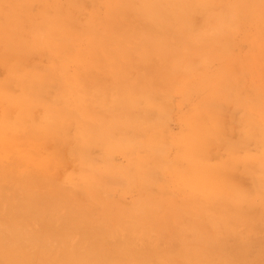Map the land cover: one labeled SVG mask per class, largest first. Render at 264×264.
Masks as SVG:
<instances>
[{
	"label": "bare ground",
	"instance_id": "6f19581e",
	"mask_svg": "<svg viewBox=\"0 0 264 264\" xmlns=\"http://www.w3.org/2000/svg\"><path fill=\"white\" fill-rule=\"evenodd\" d=\"M65 1L66 8L63 9L58 7L60 0H0V44L3 45L5 52L19 54L46 48L50 58L46 73L40 75L30 70L17 80L22 96L13 101H17L26 109L30 104L28 98L41 99L47 81H58L61 86L56 97L47 107L43 126L33 125L28 130L22 123H0V128L4 130L1 132L7 131L17 140L15 135L23 129L28 140L31 135L43 139L45 136L57 134L65 124L71 123L75 127L77 143L83 146L79 151L81 156L86 155V147L99 144L104 148V157L108 166H110V156L121 153L125 157L127 155L130 163H134L139 169L144 165L145 160H151L152 165L160 161V158L154 155L157 153L161 157L164 152L157 134L151 133L149 137L146 136V130L153 129L158 124L150 122V118L145 114L157 106L156 114L163 115L159 110L163 108L156 100L159 96L163 99V94H168L165 91L171 87L165 85L167 80L175 77L176 72L189 73L196 64H205L210 58L221 57L228 49L227 37L236 19L242 13L264 12V0H108L103 13H99L96 5H93L92 14L78 29L75 28L76 23L71 11L77 7L76 1ZM35 3L38 4V9L34 13L32 6ZM198 12H202L204 16L200 24L194 20ZM79 43L83 45L80 51ZM152 61H161L160 63L164 65L156 77L157 80L148 79V76H139L140 74L134 77V80L130 77L128 67L134 65L141 67ZM70 64L76 65L77 74L66 75ZM95 71L103 74L105 78L108 77L110 81L106 82L99 76L96 77L93 73ZM227 74L222 71L217 78H212L213 81L216 80L214 97L227 98L233 92ZM152 75L154 77V73ZM5 89L6 86L0 84V96L11 100ZM262 95L257 89L252 90L246 96L244 103L248 114L252 110H259L263 114L260 124H253L249 115L246 117V122L250 124L247 136H253L256 143L262 147L258 157H251L252 164H255L256 170H259L257 174L260 178L257 179L259 183L257 187L255 186L254 196H243L244 199L241 196H234L230 201L224 199L225 192L213 185L215 183L220 185L219 181L216 182L207 169L203 168V172L198 175L193 163V155L190 154L192 149L186 144L179 154L191 161L192 166L189 164L182 174L185 176L190 174L195 179V185L201 182L203 187L200 188V192L204 195L202 202L194 209L184 203L182 207L175 209L184 213L193 210L195 216L189 215L186 221L181 222L175 214L176 210L170 205L167 208V216L161 217L157 210L163 212L162 207L158 205L153 207L145 203L146 190L141 191L130 206L123 208L113 204L119 201L109 200L107 197L114 190L113 187H108L104 183L100 186L107 169L92 170L90 174L82 172L80 175L84 180L82 189L71 180L73 187L68 193L72 203L70 204L74 208L71 207L70 212L67 211L69 213V216H65L67 220L61 218L62 227L58 233L45 232L34 226L39 219H48L60 213L56 211L62 205L61 200L51 203L48 207H43L36 201L37 199L34 200L35 198L22 204L19 202L18 213L13 217L9 212V217H3L0 211V264H264V238H249L248 233L240 234L235 226L245 218V215H242L245 212L240 214L243 205L252 208L251 203L255 204L256 201L264 211V98ZM141 101L145 106L142 111L139 109ZM208 103L204 104L203 116L213 113V108ZM97 107L115 110L119 114L110 120H105L97 116ZM197 119L198 117L187 124V132L180 137V143H191L199 135L207 140L210 133H215L214 130L199 125ZM151 123L153 125H150ZM117 128L133 129L135 132L131 138L123 133L121 139L116 141L112 132ZM141 150L146 151L147 156L141 157L139 154ZM27 160L30 161L28 157ZM115 167L118 169H114V172L126 181L124 186L130 187L136 174L122 166ZM148 172H138L141 185H146L147 180L151 179ZM38 175L40 177L30 174L27 169L19 172L16 177L18 187L15 189L28 196L42 189L45 182L58 189L50 178L43 177L40 173ZM2 180L13 181L12 171L0 170V181ZM213 193L223 197L224 205L215 204L217 199L209 198ZM89 200L101 203V207L107 209L104 213H113L114 220H108V216L100 215L102 217L99 221L101 220V223L103 221V229L86 230L83 234L86 236L82 235L84 238H81V241L78 236V241L75 243V232L82 223H86V218H91L97 213L92 214L93 210L82 207L84 208L81 210L82 215L77 214L76 209L80 204ZM7 201L8 197L0 188V207ZM141 205L142 210L141 208L138 210ZM230 208H233L232 213ZM13 211L15 212L14 208ZM256 212L258 211L253 213L256 215ZM166 219H169L180 233H185V225L190 222L193 231L190 239L182 235L178 237L177 243L175 242L177 247L169 244L164 249L148 247L151 251H141L142 249L135 250L134 246L129 245L125 236L126 240L117 244L113 253H107L105 240L114 237L115 232L127 231L145 238L151 232L144 230L147 226L162 223ZM246 219L241 223L251 232L255 228L252 227L253 218ZM230 220L232 224L229 223ZM228 235L237 238L232 247L226 243Z\"/></svg>",
	"mask_w": 264,
	"mask_h": 264
},
{
	"label": "rangeland",
	"instance_id": "374dc122",
	"mask_svg": "<svg viewBox=\"0 0 264 264\" xmlns=\"http://www.w3.org/2000/svg\"><path fill=\"white\" fill-rule=\"evenodd\" d=\"M107 1L74 0L77 7H74L75 9L71 11L76 23L75 28L79 29L87 21L92 14L91 8L93 5H96L99 13H103ZM65 2V0H60L58 7L66 8L64 6ZM37 9L38 4H33L32 11L35 13ZM194 20H196L197 24H200L204 20L203 13L198 12ZM230 29L231 33L227 37L228 49L226 53L219 58H210L205 64H196L189 73L176 72L175 77L167 80L165 84L167 87H171L168 91H165L168 94H163V99L159 96L156 100L157 104L163 108V110L158 108L163 115L158 116L156 114L155 109H157V106L145 114L146 117L150 118V122H157L158 124L157 127L154 125L155 128L146 130V136L149 137L151 133L157 134L164 151L161 157L157 153L154 155L160 158V161L154 165H152L151 160H145L143 162L144 165L139 169L134 163H130L127 155L125 157L121 153H115L110 156V167L106 164L104 148L99 144L86 147V155L81 156L79 151L83 149V146L79 142L77 143L75 127L71 123L65 124V127L58 131L57 134L45 136L43 139L32 137L33 135H31L29 140L25 137L23 129L15 135L17 137L16 140L7 131L1 132L4 130L0 128V170H11L14 176L13 181H0V188L8 197V201L0 207L1 215L3 217H9L12 214L11 217L15 216L18 213L19 202L22 204L30 199H37L36 201L43 207H48L51 203L61 200L60 203L62 205L56 211L60 213L52 215V217L49 215L50 217L48 219H39L34 226V228L41 229L45 232L58 233L62 227L61 221H65L67 218L65 216H69L68 212H70V208H74L71 206L72 203L68 193V190L73 187L71 180L75 182V185L79 189H82V182L84 180L80 177L81 173L90 174L92 170L96 169H107L100 186L105 184L108 187H113L114 190L107 195L109 200L119 201H112L113 204L120 205L123 208L128 207L136 201L141 191L146 190L145 203L153 207L157 205L162 207L163 212H159L158 210L157 212L163 218L167 216V208L170 205L175 209L182 207L184 203L190 205L189 207L191 209H194L196 205L202 202L204 194L200 192V188L203 187L201 182L199 185H195V179L190 174L187 176L182 174L188 168L189 164L192 166L191 161L184 159L179 154L182 147L186 144H188L189 149H192L190 154L193 155V163L198 175L203 172V168L207 169L215 181H219L218 183L220 185L216 183L213 185L218 189L221 188L225 192L223 195L224 199L230 201L234 199V196H241L242 198L243 196H254L260 178H258L257 174L259 170H256L257 167L255 164H252L251 157H258L261 154L262 147L256 143L252 138L253 136H247V129L250 127V124L246 122V117L249 115L253 124H260L263 120V114L259 110H252L248 114L244 103L246 96L252 90L257 89L261 95L263 94L262 96L264 98V12L257 14L256 12L242 13ZM82 47L83 45L79 43V51ZM48 54L49 51L46 48L34 49L19 54L5 52L3 45L0 44V84L6 86L5 92L11 99L6 100L7 97L0 96V123H22L23 127L28 130L33 125H44L47 107L61 88L58 81H47L46 87L43 93H41V99L28 98L27 101H30V104L26 109L20 106L17 101H13V99L22 96L17 80L24 73L31 70L42 75L48 71L47 68L50 63ZM160 62L152 61L141 67L136 65L133 67L130 66L128 67V73L133 80L139 74V76H148V79L157 80L158 73L164 67ZM75 68L76 65L70 64L66 75L71 76L77 74ZM156 69L159 70L155 72L154 70ZM222 71L228 73L227 76L233 86V92L227 98L221 96L214 97L216 95V80L213 81L212 78H217V75ZM93 73L96 77L99 76L106 82L110 81L103 74L96 73V71ZM153 73L154 77L152 75ZM207 102L212 106L213 113L203 116L204 104ZM144 108V102L141 101L139 109L142 111ZM96 114L105 120H110L113 116L118 115L119 112L97 107ZM196 117H198V121L196 122L199 125H202L205 129L214 130L215 133H210V137L207 140L199 135L191 143H180V137L187 132V124L192 123V120ZM150 125L153 124L151 123ZM134 132L135 130L133 129L117 128L112 132L114 133L112 135L118 141L121 139V134L124 133L128 138H131ZM139 154L141 157L147 156L144 150H141ZM27 157L30 161L27 160ZM249 158L250 160H248ZM112 165H114L113 168ZM115 166H122L133 174H136L134 182L130 187L126 188L124 186L126 181L117 172H114V169H118ZM26 169L29 170L30 174L39 176L38 174L40 173L41 176L50 178L57 185L58 189L48 182H45V186L42 189L36 190L29 196L17 188L15 189V187H18L16 183L17 174ZM143 171H149L148 173L151 176V179L147 180L146 185L140 184V178L137 175L138 172ZM196 188H199V190ZM232 190L235 192L232 193ZM23 195H25V200L23 199ZM209 198L217 199L215 204L224 205L225 200L220 194L213 193ZM40 200L46 203H42ZM63 200L66 202L64 203ZM254 202L255 204L251 203L252 208L246 204L243 205L240 212V214L245 212V214H242L245 215L244 220H247L246 218L250 220V217L253 218L254 224H252V227H255L253 231L249 232L248 227L241 223L244 220H241L235 226L238 228L240 234L248 233L249 238H264V211L256 204V201ZM82 207H87L91 209L90 211L93 210L91 212L92 214L97 213L91 218H86L88 222L86 220L85 222L88 224H81L79 228V230L81 229L80 234L78 233L79 230L75 232V243L78 241V236H80L79 241H81L82 235L86 230L97 231L103 229V221L102 223L101 220L99 221L102 217L100 215H106V217L108 216V220H114L112 219L114 214H110L109 212L104 213L107 209L103 208L104 206L101 207V203L95 200H89L86 203L80 204L78 209H76L77 214L82 215L81 210L84 209ZM141 207L142 205L138 210ZM88 209L86 210L88 211ZM254 211H258L256 215L253 213ZM230 212H233V208H230ZM175 214L181 222L186 221L189 215L195 216L193 210H190L188 213H184L183 211L178 212L176 210ZM231 222L230 220L229 223L232 224ZM84 226L86 229H84ZM185 227V233L177 232L179 230L170 223L169 219H166L162 223H153V225L147 226L144 230L151 232L145 238L130 234L127 231H117L115 232L116 235L114 237L112 236L113 238H106V251L109 254L113 253L117 244L121 243L122 240H126V237L128 244H131L132 247L134 246L133 248L135 250L142 249L141 251H151L148 247L164 249L169 244L177 247L178 237L184 235L187 239H190L189 237L193 233L190 222ZM166 236L168 238H165ZM228 237L226 243L229 247H232L237 238L232 235H228Z\"/></svg>",
	"mask_w": 264,
	"mask_h": 264
}]
</instances>
